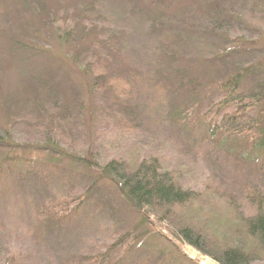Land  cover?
Masks as SVG:
<instances>
[{
	"label": "rangeland",
	"instance_id": "374dc122",
	"mask_svg": "<svg viewBox=\"0 0 264 264\" xmlns=\"http://www.w3.org/2000/svg\"><path fill=\"white\" fill-rule=\"evenodd\" d=\"M36 3L62 13L65 21H72L71 27L86 7L95 8L82 26L109 51L114 72L125 77L128 100L113 108L140 125L147 136L144 146L134 137L114 133L108 120L87 122L92 127L73 134L74 146L63 147L56 141L61 157L47 154L45 145L30 147L33 122L22 121L25 115L16 114L19 122L9 125L11 114L6 110L14 109L5 101H28L33 77L52 81L62 104L77 99L85 111L94 106L88 78L72 63L76 51L59 41L64 34L59 31H66L45 28L43 16L34 11ZM216 4L234 9L240 20L218 37L206 32L201 20L206 9ZM251 13L252 19L246 17ZM82 44V50L88 49V42ZM234 66L258 72L241 84L239 93H257L258 83L264 87V0H0V126L14 130L18 139L0 147L9 146L4 154L10 151L30 162L14 168L0 159V264H219L180 241L166 222L150 214L152 229L117 187L101 176V169L119 157L130 166L142 155L158 158L180 174L185 190L203 195L202 203L178 210L180 223L195 228L211 247L237 245L239 220L255 211L250 201L241 198V188L248 185L264 194V157L255 162L230 158L206 130L222 101L211 91L220 87L227 73L232 74ZM181 73L199 89L174 86L182 81ZM32 91L42 99L40 91ZM84 113L81 120L90 119ZM87 141L92 142L89 147ZM212 190L220 191L227 201L236 194L237 208L212 197ZM69 196L77 201V208L63 217L59 203ZM141 234L142 240L132 242ZM241 237L248 248L249 239ZM254 264H264V259Z\"/></svg>",
	"mask_w": 264,
	"mask_h": 264
},
{
	"label": "trees",
	"instance_id": "16d2710c",
	"mask_svg": "<svg viewBox=\"0 0 264 264\" xmlns=\"http://www.w3.org/2000/svg\"><path fill=\"white\" fill-rule=\"evenodd\" d=\"M22 4L25 6V2L22 1ZM215 7L220 8L213 9ZM261 7L259 6L258 9L263 8ZM35 10L43 16L41 23L45 28L55 30L57 27L66 31H59L61 34L64 33L63 37L59 38V41L65 45H70V48L76 51V60L72 63L76 69L88 78V95L94 106L91 108L88 105L87 111H85L81 101L76 99L79 97L77 93L75 94L76 100L73 99L69 104H62L60 91H58V87L55 88L52 81L33 77L29 80L31 84L29 87L33 97L31 95L28 101L18 99H7L5 101L6 104L14 109L13 113L9 109L6 110L11 114L8 118L9 125H15L19 122L16 114L17 116L20 114L25 115L22 117L25 118L22 121L27 118L28 121L33 122L29 125L30 131L34 134L33 140L28 141L29 143L33 142L30 147L33 145H45L43 151L47 154L61 157H64V154L62 151H58L59 144L56 141L60 142V146L63 147L74 146L77 140L73 138V134L75 135L79 131L85 133L83 128L92 127L87 122H97L99 124L103 120H108L111 127H113L114 133H124L127 136L134 137V139L142 141L143 145V141L147 136L142 134L140 125L134 121L131 122L124 119L122 114L116 108H113L114 104L118 105L119 102H125L124 100L128 97L129 90L128 88L126 89L127 82L125 77L114 72L116 65L115 61L111 60L113 57L109 51L105 52L102 49L103 43L86 33L89 30H85L82 26L83 22L88 23L87 15L92 14L95 8L88 6L83 10V15L79 14V16H76V22L73 24L75 29L68 26L72 24V21H65L62 18V13L59 14L53 12V10H48L44 4L36 3L34 6ZM236 13L234 9H228V6L222 7L216 4L207 8L201 16L202 27L206 32H210L214 36H221V33L227 32L233 25H239V15ZM249 16L251 18L255 14L246 15V17ZM56 34L55 36H57ZM241 37L242 35L239 37L240 40L242 39ZM84 40L88 42V49L82 50ZM230 71L232 74L229 75L227 73L226 77L222 79L220 87L211 91L214 96L216 93L219 94L220 96L217 98L222 101L216 106L217 112H213L214 120H211V123L207 126L208 137L210 139L214 138L212 140L216 141L221 148H224L230 158L259 161L261 157H264V87L258 83L257 93L252 92L248 96L241 94L239 93L241 84L243 85V82L247 80H253V75L258 72H254L252 69H242L239 66L230 68ZM181 75L179 76L180 78L182 77V81L174 86L180 89L181 87H189L193 89V92L199 89V85L194 83V80L190 79L187 74L181 73ZM32 88L33 90L36 88L37 91L42 93L41 100L34 97ZM104 100H106L105 103ZM24 104L29 105L30 109L26 106L24 107ZM48 105L51 106L49 107ZM0 111H3V109H0ZM28 112L36 114V118L28 116ZM84 112H87L88 115L90 114V119L85 117L87 120H81ZM211 117L205 115L207 119H211ZM212 128H214L213 132L211 131ZM83 139H85V135ZM16 140L18 139L15 137L14 130H6L0 126V146H3L4 143L9 145V142L13 145L12 143H17ZM87 142L89 147L92 142ZM95 143H98V141ZM30 147L27 150L31 149ZM9 149V146L0 147V159L6 164L17 168L19 165L23 166L30 163L28 158L22 159L13 156L10 151L8 152L10 154L3 153L4 150L8 151ZM132 149L135 150L136 148ZM82 161L86 163L85 160ZM86 161L87 165L91 163L88 160ZM127 162L126 158H115L106 164L105 168L101 169V176L117 187L125 201L140 215H143L142 217L152 229L154 226L150 222L148 216L150 214L156 216L160 221L166 222L172 228L173 235L180 241L197 249L203 255L210 256L219 264H254L257 260L264 259V194H260L258 189L248 185L241 188V198L250 201L255 211L250 216L242 217L239 220L241 221L242 229L238 228L239 230L235 231L237 232L238 240L235 241L237 245L211 247L207 243L208 239L205 236L191 227V225H182L179 221L178 210L194 203H202L200 202V197H203V195L185 190L182 181H180V174L175 172L174 169L166 168L158 158L150 154L142 155L138 158V162L134 163L136 165L130 166ZM261 178L264 181V174ZM94 187H96V182L90 187L92 188L91 190ZM212 191L214 193L209 191L212 193V197H219L221 201L230 204L235 209L237 208L236 194L230 196L232 201H227L226 199L225 201L224 195L220 191ZM70 197L63 199L59 203L58 213L60 212L63 217H70L77 208V201ZM156 230L158 231L157 228ZM242 235L249 239L250 246L248 248L239 241ZM160 236L164 238L163 234H160ZM220 237L221 240L225 241L224 234H220ZM142 238V234L137 235L132 242L140 241ZM253 252H257L259 257Z\"/></svg>",
	"mask_w": 264,
	"mask_h": 264
},
{
	"label": "bare ground",
	"instance_id": "6f19581e",
	"mask_svg": "<svg viewBox=\"0 0 264 264\" xmlns=\"http://www.w3.org/2000/svg\"><path fill=\"white\" fill-rule=\"evenodd\" d=\"M207 262L212 263V261H210L209 259H207Z\"/></svg>",
	"mask_w": 264,
	"mask_h": 264
}]
</instances>
